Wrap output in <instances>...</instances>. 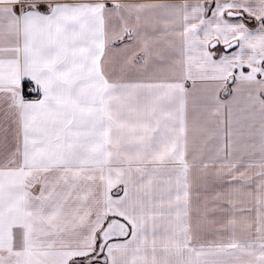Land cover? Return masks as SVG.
<instances>
[{
    "label": "snow or ice",
    "instance_id": "snow-or-ice-1",
    "mask_svg": "<svg viewBox=\"0 0 264 264\" xmlns=\"http://www.w3.org/2000/svg\"><path fill=\"white\" fill-rule=\"evenodd\" d=\"M0 264H264V0H0Z\"/></svg>",
    "mask_w": 264,
    "mask_h": 264
}]
</instances>
